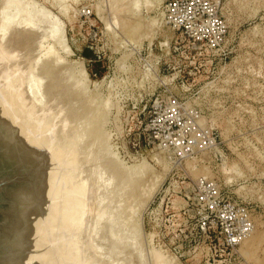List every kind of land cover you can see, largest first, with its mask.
Wrapping results in <instances>:
<instances>
[{"label": "rangeland", "instance_id": "374dc122", "mask_svg": "<svg viewBox=\"0 0 264 264\" xmlns=\"http://www.w3.org/2000/svg\"><path fill=\"white\" fill-rule=\"evenodd\" d=\"M16 1L0 0V248L11 238L26 264H264V0H214L226 39L195 56L165 0ZM167 92L218 148L147 145L141 110ZM200 175L252 212L232 252L163 226Z\"/></svg>", "mask_w": 264, "mask_h": 264}, {"label": "built area", "instance_id": "2783aa9c", "mask_svg": "<svg viewBox=\"0 0 264 264\" xmlns=\"http://www.w3.org/2000/svg\"><path fill=\"white\" fill-rule=\"evenodd\" d=\"M163 18L166 26L180 33L183 52L193 56L214 54L228 32L214 0H165ZM151 100L140 114L148 146L179 160L219 147L216 130L198 109L172 92L157 94ZM185 189L183 201L172 202V208L165 210L175 219L163 222L164 227L172 226L178 237H187L189 232L210 247L232 252L255 231L249 206L224 191L218 178H190Z\"/></svg>", "mask_w": 264, "mask_h": 264}, {"label": "bare ground", "instance_id": "6f19581e", "mask_svg": "<svg viewBox=\"0 0 264 264\" xmlns=\"http://www.w3.org/2000/svg\"><path fill=\"white\" fill-rule=\"evenodd\" d=\"M10 1H12V2H10ZM14 1H16V0H14ZM13 0H9V3H11V6H12V3L14 2ZM17 2V1H16ZM23 2V1H22ZM22 5V4H21ZM9 6V5H8ZM14 7V6H13ZM20 8V7H19ZM20 11V10H19ZM50 14V13H49ZM26 15V14H25ZM25 15H24V18L23 19H26V20H30V18L28 19V15H27V18H25ZM30 15V14H29ZM52 15H53V13H52ZM51 15V16H52ZM13 18V17H12ZM14 20V19H13ZM15 21V20H14ZM56 21V20H55ZM58 21V20H57ZM31 23H32V20L30 21V26H32L31 25ZM59 23V22H58ZM19 24V23H18ZM28 24V21H27V23H26V25ZM33 24V23H32ZM28 26H29V24H28ZM4 28H5V26H4ZM8 28V27H7ZM6 28V29H7ZM5 29V30H6ZM3 35H5V34H3ZM22 36V35H21ZM21 40V39H20ZM85 74V73H84ZM21 195H23V188L22 189H18L17 191H16V193H15V197H16V199H18L20 202L22 201V198H20L21 197ZM15 203V202H14ZM29 203V202H28ZM16 206H17V203L15 204ZM28 206L29 205H27V206H21V213L23 214V216L25 217H27V215L29 214L28 213V210H29V208H28ZM31 208H32V206H31ZM30 208V209H31ZM15 210V209H14ZM33 210V209H32ZM16 211H18L17 210V208H16ZM17 213V218L19 217V215H18V212H16ZM28 213V214H27ZM30 213H31V211H30ZM29 216V215H28ZM31 216V215H30ZM20 219H21V217H19ZM19 219V223H20V220ZM7 234V233H6ZM15 242H13L12 243V239L11 238H9L8 240H6V242L4 241V244H5V247H4V244H3V242L1 241V248H0V264H26V262H25V260H24V258L22 257L23 255H21L20 257L16 254L17 252L15 251L16 249H14L13 248V244H14ZM5 248L4 250L2 249L3 247ZM15 246H16V244H15ZM7 249V250H6ZM1 251H3L2 253H1ZM29 263V262H28Z\"/></svg>", "mask_w": 264, "mask_h": 264}]
</instances>
